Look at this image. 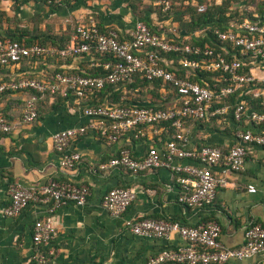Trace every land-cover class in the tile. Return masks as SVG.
<instances>
[{
	"label": "built area",
	"instance_id": "1",
	"mask_svg": "<svg viewBox=\"0 0 264 264\" xmlns=\"http://www.w3.org/2000/svg\"><path fill=\"white\" fill-rule=\"evenodd\" d=\"M41 1L47 5L63 2ZM162 4L164 11H168L169 0H163ZM206 9L205 5H200L197 12L203 13ZM205 29L191 37L199 38ZM214 34L218 41L226 44L220 48L221 52H215L207 44L191 46L170 41L163 35L152 33L143 21L135 22L129 38L124 41H119L115 31H109L107 35L100 33L94 24L75 26L68 45L62 49L24 46L0 36L1 66H17L28 58L66 59L92 52L112 58L97 64L106 72L104 76L56 73L44 78L15 76L0 81V97L6 93H30L17 120L9 121L0 113V137L9 135L17 125H30L37 120L39 96H74L79 104L105 86L130 82L135 76L148 82L159 81L162 93H165L166 86L175 91L177 100L172 105L166 108L78 105L88 122L77 129L53 134V150L59 155V167L71 171L81 159L78 153L69 150L71 141L78 136L91 132L106 143H116L126 137L141 141L147 140L149 135L159 136L168 125L173 135L165 142L163 152L151 144V138L141 159L133 158L128 148H122L116 157L101 165L100 170L121 169L134 176L158 169L170 170L180 187L178 203L187 209H203L214 203L219 189L227 186L228 173L243 171L248 147L264 148V74L258 77L253 74L254 69L264 64V20L230 21L225 31L215 29ZM172 56H180L175 70L192 74L219 73L220 78L211 86H201L186 78L175 77L165 68L173 67ZM247 65L250 68L245 73L243 70ZM232 96L236 97L234 107L229 101ZM245 96L257 100L260 109L251 108ZM231 109L233 120L242 126L235 133L237 143L226 151L212 146L186 148L191 135L189 124L224 119ZM214 168L219 169L218 173H214ZM247 192L253 194L256 189L248 185ZM8 195L9 204L0 210L4 217L15 218L31 204L45 207L49 218L35 221L32 255L25 264H49L53 255L50 244L56 235L50 215L67 204L83 207L90 191L86 185L50 179L39 188L13 183L8 188ZM135 196L132 189L113 188L105 194L102 207L111 217H122ZM125 226L133 235L143 239L161 240L176 234L185 242L176 250L161 251L146 264H226L264 253V227L259 224L246 226L243 245L232 249L225 248L220 242L221 229L214 221L187 227L164 220L140 219L127 221Z\"/></svg>",
	"mask_w": 264,
	"mask_h": 264
},
{
	"label": "crops",
	"instance_id": "2",
	"mask_svg": "<svg viewBox=\"0 0 264 264\" xmlns=\"http://www.w3.org/2000/svg\"><path fill=\"white\" fill-rule=\"evenodd\" d=\"M162 1L66 0L55 11L37 4L39 10L44 11L40 29L51 40L65 42L75 23L96 22L102 29L115 30L120 38L126 39L138 19L133 12L135 8L151 27L166 38L186 41L190 35L172 17L163 14ZM214 1L220 4L222 0ZM263 3L264 0H240L230 9L238 7L251 12L253 17L260 15L264 18V9L262 13L256 12L259 8L257 5ZM191 5L195 6L196 1L192 0ZM7 6L12 7L11 3ZM29 6L37 8L35 4ZM23 14H27L26 11ZM91 60L89 56H82L66 61L53 58L49 62H23L0 73V79L17 74L42 76L59 69L85 71L92 66ZM253 74L262 76L264 64L254 69ZM29 94L2 95L0 113L17 120ZM121 99L126 100L125 96ZM144 104L150 105L147 98H142L141 104L134 105ZM37 106L39 117L34 123L17 125L9 135L0 137V210L9 204L8 188L13 183L39 188L48 180L55 179L77 186L86 185L90 191L83 207L67 204L50 215L56 235L50 244L53 255L49 264H146L163 250H176L185 245L176 234L161 240L135 236L126 228L127 221L157 219L187 227L214 221L221 229L220 242L231 249L243 245L246 226L259 224L264 227L263 147H248L243 171L227 174L228 184L217 191L214 203L203 209H187L178 203L180 187L170 170L158 169L135 176L121 169L100 170V166L116 157L122 148H128L133 158L141 159L151 138V144L163 152L165 142L161 138L162 133L159 136L149 135L147 140L135 141L126 137L116 143H106L96 134L88 132L74 138L69 146L71 152L80 155L79 164L71 171L62 170L59 155L52 147L51 136L59 131L84 126L88 118L75 101L60 103L55 98L41 97ZM241 127L227 119L214 125L191 124L186 148L210 145L227 150L237 143L235 133ZM182 163L190 164L189 161ZM218 171V168H214V173ZM248 185H253L256 192L248 193ZM113 188L132 189L136 195L122 217H111L102 207L105 194ZM47 218L45 207L39 204H31L15 218L4 217L0 213V264L27 263L32 255L33 225L35 221ZM226 264H264V253Z\"/></svg>",
	"mask_w": 264,
	"mask_h": 264
},
{
	"label": "trees",
	"instance_id": "3",
	"mask_svg": "<svg viewBox=\"0 0 264 264\" xmlns=\"http://www.w3.org/2000/svg\"><path fill=\"white\" fill-rule=\"evenodd\" d=\"M66 0H63L62 3H64ZM192 0H170V7L168 11H166L165 14L168 17H172L174 22L178 23V26L186 32L190 37L184 41V44H188L191 46H203L207 44L209 47H211L215 52H221L220 48L223 47L224 43H221L220 41L217 40L216 35L214 34V30L218 29L220 31H225L228 27V24L230 21L233 22H241L243 20L249 19V20H256V19H261L262 21L264 18L260 15H257V17H253L251 12H246L245 9H239L238 7H234L235 9H230L231 6H235V4H238L240 0H222L220 4H216L214 0H194L196 1V5L192 6L191 5ZM8 3H11L12 7L14 8L15 12H19L21 16H26L23 14V8L24 6H28L30 4H35L36 7L39 9L40 7L37 4H42L45 7H48L50 11H55L57 10L59 5H47L44 1L41 0H0V7L1 6H7ZM200 5H205L207 7L206 11L203 13H198L197 12V7ZM259 8H257L258 13H262L264 9V3L262 5H257ZM21 10V11H20ZM133 12L135 15L138 17L136 21H143L151 30L152 33L154 34H160L157 30H155L153 27L147 23L143 16L142 13H139L135 8H133ZM5 13L0 12V16L4 15ZM186 18V19H184ZM1 20V18H0ZM94 24L95 27L100 31V33L107 35L109 31H115L112 29H102L96 22L93 23H75L73 28L78 25H92ZM72 28V30H73ZM206 28V29H205ZM205 29L206 31L200 36L199 38H194L191 37L194 33L197 31ZM71 30V31H72ZM117 34L118 32L115 31ZM0 36L3 38H9L21 45L24 46H33V45H39V46H47V47H56L57 49H62L66 47L69 43L70 37L68 41H59L55 42L54 40H51V37L47 36L44 30L38 29L37 27L33 30H26V29H18L15 27H5L0 29ZM129 38V35L126 39L120 38L118 34V39L119 41H124ZM170 40L169 38H166ZM172 41V40H170ZM173 42H178V41H173ZM58 43H61L62 45L59 46ZM82 56H89L92 58V66H90L89 70L81 71H68V70H54L49 74H44L42 76H26V75H14L15 76H23L27 78H44V77H50L56 73H67V74H73V75H93V76H104L106 72L101 68L97 67V64L103 61L107 60H112L111 57L108 56H100L94 52L87 54V55H82ZM80 56V57H82ZM178 57L180 56H172L171 58L174 60V65L173 67H165L168 72H170L172 75L175 77H180V78H186L189 81L193 83H197L201 86H205V84H208L211 86L214 82L217 81L218 78H220L219 73H205V72H196L195 74L189 73L188 71L185 70H175ZM58 59V60H68L72 58H66V59H61L58 57H46L45 59L43 58H28L22 60L19 64H23V62H29V61H45L49 62L51 59ZM18 64V65H19ZM15 66V65H14ZM12 65H0V73L8 71ZM250 66L247 65L244 67V72L246 73L249 70ZM14 72V71H13ZM16 72V68H15ZM3 75V74H2ZM9 78H11L9 75L4 76L0 79V81H7ZM161 82L156 81V82H148L144 78L140 76H135L130 82H125L117 85H107L105 88L101 89L100 91L94 92L92 95H88L87 98L82 99L81 102L78 104L80 107H86V106H94V107H99V106H106V105H129V106H136V107H154V108H166L170 105H172L175 100H177V95L175 91H173L170 87L166 86L164 87L165 93L161 92ZM135 91L137 93H135ZM144 92V93H143ZM7 94V93H6ZM5 95V94H4ZM122 96H125V99L127 100H122ZM46 98V97H51L50 95L46 94L44 96H39L38 101L40 98ZM56 99V102L60 103H66V102H71L75 101L74 96H67L66 98L62 97H53ZM142 98H147L149 100L150 105H134L135 103L141 104V99ZM246 101L248 102V105L253 108L254 110H259V102L257 100L251 99L249 96H245ZM236 97L232 96L230 97V103L234 107ZM38 104V102H37ZM37 111H38V106H37ZM233 110L228 113L226 118H217V119H211L207 122L204 121H196L191 124H200V125H209V124H216L218 121H225V119L233 122V117H232ZM7 120L11 121V118L2 114ZM38 117H39V112H38ZM38 119V118H37ZM189 124V126L191 125ZM165 130L162 132L161 138L163 142L168 141L170 138H172L173 135V130L170 129L168 125H165ZM210 146V145H208ZM214 147V146H212ZM200 148V147H197ZM218 148V147H217ZM222 149V148H221ZM224 150V149H222ZM226 151V150H225ZM157 255V254H156Z\"/></svg>",
	"mask_w": 264,
	"mask_h": 264
},
{
	"label": "rangeland",
	"instance_id": "4",
	"mask_svg": "<svg viewBox=\"0 0 264 264\" xmlns=\"http://www.w3.org/2000/svg\"><path fill=\"white\" fill-rule=\"evenodd\" d=\"M4 9V10H3ZM23 11H26V16H21L14 11L13 7L3 6L0 8V12L5 13L0 16V29L5 27H15L18 29L33 30L36 27L40 29L42 23L43 12L37 8L31 6H24ZM144 93V92H143Z\"/></svg>",
	"mask_w": 264,
	"mask_h": 264
}]
</instances>
